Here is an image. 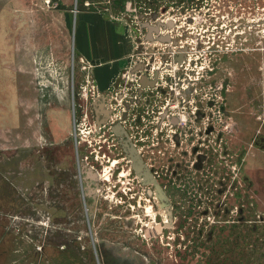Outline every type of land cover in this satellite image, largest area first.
Here are the masks:
<instances>
[{"label":"rangeland","instance_id":"obj_1","mask_svg":"<svg viewBox=\"0 0 264 264\" xmlns=\"http://www.w3.org/2000/svg\"><path fill=\"white\" fill-rule=\"evenodd\" d=\"M179 54L197 78L191 153L170 140L181 126L167 144L145 131L122 76ZM0 264H264V0H0Z\"/></svg>","mask_w":264,"mask_h":264},{"label":"flooded vegetation","instance_id":"obj_2","mask_svg":"<svg viewBox=\"0 0 264 264\" xmlns=\"http://www.w3.org/2000/svg\"><path fill=\"white\" fill-rule=\"evenodd\" d=\"M142 57L145 59L146 57H148V55H143ZM185 57H186L185 55H180V54L173 56V58H175L178 61V65L175 70H170V69L171 66L173 69L176 64L166 63L162 67V71L159 70L152 71L150 70L151 66L149 65V63H147L148 61H143L142 63L136 62L128 70L122 71L123 72L122 76H126L125 83L128 85L127 90L131 93H137L139 95L138 97L130 96L131 97L130 99L132 101L128 102L129 106L141 105L142 108L144 107L148 108L149 106L151 107L150 110L146 112L147 117L139 113L136 119L139 120L141 118L145 120L144 121V125H146L145 131H147L148 133L150 132L151 129H149V127L151 126L150 125L151 123H154L157 126L159 125L162 134L158 135V137L156 138L158 142L157 141L156 142L158 145L161 144V142L163 144H167L166 140L168 139V135L163 130V126L169 125L172 128L175 127V129L181 126L180 130L173 131L174 133L170 135V140H172L173 143L176 145H182L180 149H183V151L184 149L186 151L188 149V151H190L191 153V147L193 146L194 149H196L197 144L199 143L198 138L194 139L192 144H190V142L188 143L186 142L187 140H189V138L186 139V137L189 136L187 134V129L189 130L192 127L191 123L193 125L195 124L192 120L190 113H195V111L192 110L193 109L192 98L195 99L194 96H192V93L196 91V89L193 88V86L197 78H194L193 76L196 74L195 71L191 73L192 75L191 77L190 73H187L186 70L183 69L186 68L183 66V64H185V59H184ZM163 58H166L167 60L169 57L164 56ZM166 66L167 68H164ZM98 99L99 98L97 97V100L94 103L95 105L93 106V109L96 112V116H95L96 128L102 127V121H101L103 119L102 115L103 116H105V114L111 115L110 107L106 103H103ZM197 108L199 109L200 107ZM177 109H179L180 111L179 112L176 111ZM196 114L198 115V117L202 118L203 110L200 111L199 109V111L196 112ZM100 116L102 117V119L100 118ZM123 121L125 122V120ZM182 123L183 125H185V127H182ZM117 128L122 130L123 134L131 144L133 150L139 155L142 163L149 170L151 176L157 181V183L163 190L164 194L166 195L164 187L161 185L158 178L154 175L152 169L146 162L144 156L142 155L140 149L138 148L137 144L135 143L130 133L127 131L125 125L119 120L113 122L110 125V132L115 137L117 144L119 145L125 159L128 161L131 171L133 172V174L135 175V177L137 178V180L141 185L151 187L152 193L157 199L158 206L160 209H162L160 207V201L156 196V191L153 185L142 184L140 178L137 177L136 173L134 172L131 166L132 160L126 157V154L123 151V148L120 143V138L117 135V132L114 130ZM169 130L172 131L171 129ZM148 133H146L145 135L146 143L150 142ZM184 143L186 144L187 148L183 147ZM146 146L149 147L148 144ZM88 171L89 170L87 169V172H84L83 170L81 172L87 174ZM167 202H168V198H167ZM162 211L165 217L164 210L162 209ZM172 218H173V211H172Z\"/></svg>","mask_w":264,"mask_h":264},{"label":"water","instance_id":"obj_3","mask_svg":"<svg viewBox=\"0 0 264 264\" xmlns=\"http://www.w3.org/2000/svg\"><path fill=\"white\" fill-rule=\"evenodd\" d=\"M117 132V135L120 138V143L123 148V151L126 154V157L130 160H132V168L134 172L136 173L137 177L140 178V181L142 184H152L155 191L156 196L158 197L160 201V207L164 210L165 213V223H163V226H168L172 222V210L170 205L167 202V197L164 194L163 190L157 183V181L151 176L149 170L145 167V165L142 163L139 155L133 150L131 144L123 134L122 130L117 128L114 129Z\"/></svg>","mask_w":264,"mask_h":264},{"label":"bare ground","instance_id":"obj_4","mask_svg":"<svg viewBox=\"0 0 264 264\" xmlns=\"http://www.w3.org/2000/svg\"><path fill=\"white\" fill-rule=\"evenodd\" d=\"M101 121H102V120H101ZM150 210H151V209H150ZM164 221H166V220H165V217H164ZM164 223H165V222H164Z\"/></svg>","mask_w":264,"mask_h":264}]
</instances>
